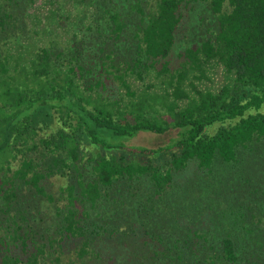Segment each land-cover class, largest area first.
Wrapping results in <instances>:
<instances>
[{"label":"trees","instance_id":"obj_1","mask_svg":"<svg viewBox=\"0 0 264 264\" xmlns=\"http://www.w3.org/2000/svg\"><path fill=\"white\" fill-rule=\"evenodd\" d=\"M199 4L212 12L207 33L173 64L177 29ZM143 131L165 142L136 150L99 136ZM261 143L264 0H0V264H84L88 254L103 264L116 255L96 249L105 227L90 209L107 205L116 223L114 204L131 199L141 216L190 160L211 170ZM44 199L50 215L33 210ZM45 217L54 224H36ZM194 235L205 243L188 246L193 264L196 246L221 248L205 254L211 264L245 248L230 232L213 244ZM75 243L77 258L67 256Z\"/></svg>","mask_w":264,"mask_h":264},{"label":"rangeland","instance_id":"obj_2","mask_svg":"<svg viewBox=\"0 0 264 264\" xmlns=\"http://www.w3.org/2000/svg\"><path fill=\"white\" fill-rule=\"evenodd\" d=\"M46 1L39 0V3ZM203 7L204 5L199 4L196 10L189 13V20L186 18L180 23L169 56L173 64L179 63V55L187 46L193 45L206 35V25L212 21L210 17L212 12L209 8L205 11ZM186 15L188 16L187 13ZM100 133V138L112 145L136 150L159 147L165 142L159 136L144 131L134 135ZM215 161L211 170L203 171L197 168L195 160H190L183 171L175 172L177 187L161 197L154 196L156 206L149 205L147 210H140L141 216L133 205L134 200L131 199H121L114 204L119 206L117 211L121 213L116 223L110 218L113 212L106 210L107 205L102 209H90L92 217H98L99 222L105 227L100 230V237L94 235L96 239L93 241L104 239L97 242L96 249L105 246L108 247L110 254L116 255L113 259H104L103 264H133L132 259L140 256L144 259V264H160L162 258L168 260L166 257L176 253H182L185 260L193 264L195 257L191 254V248L195 247L194 241L205 243L202 239H197L195 232L206 233L210 244L221 243L224 234L230 232L231 236L245 245L239 259L233 264H264V143L250 145L246 150H242L235 162L226 163L217 159ZM121 191L128 196L132 189ZM47 204L49 202L46 199L41 200L38 206H33L34 212L41 207V211L48 212V215L52 214L53 208H48ZM36 216L41 218V214ZM207 222L209 223L205 225ZM52 223L54 224V221L49 218H46L44 223L36 219L39 226H48ZM113 225L121 227L114 233ZM206 226H211L209 231ZM213 237H216V240H213ZM78 242L76 240V243ZM76 243L67 246L65 249L67 256L77 258L74 249ZM94 245L91 244L93 248ZM188 246L191 248L188 249ZM203 249L196 246L200 264H211L208 263L210 261L205 254L222 253L218 247ZM160 251L163 254H160ZM106 255L108 256V253L102 257ZM150 257L152 259L147 260ZM92 258V254H88L84 264H102L99 259ZM78 263L83 264L81 261ZM215 264L230 263L219 260Z\"/></svg>","mask_w":264,"mask_h":264}]
</instances>
